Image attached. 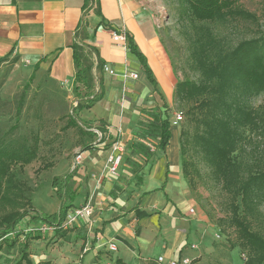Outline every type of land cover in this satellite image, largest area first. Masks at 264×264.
<instances>
[{
    "label": "rangeland",
    "instance_id": "obj_1",
    "mask_svg": "<svg viewBox=\"0 0 264 264\" xmlns=\"http://www.w3.org/2000/svg\"><path fill=\"white\" fill-rule=\"evenodd\" d=\"M147 5L159 27L175 88L179 82L206 88V92L189 100L177 99L174 91L173 104L166 111L170 124L177 113H182V121L173 126L179 138L181 134L184 153L180 158L185 166L182 170L177 162L171 167V176L162 192L165 210L158 212L159 236L166 244L178 248L177 261L187 258L190 264H246L249 253L239 246L231 222L232 204L240 205V215H244L254 232L264 236V185L253 182L243 203L241 196L232 199L222 177L209 162L207 143L216 140L209 134L210 130L220 123L228 126L230 123L236 133L232 158L239 169L240 183L264 171V94L247 91L229 74H223L227 77L225 80L213 78L215 66L225 62L240 42L264 35V0L240 2L241 8L256 16L255 23L228 19L199 22L190 15L186 0H149ZM90 54L87 51L84 58L92 64ZM12 64L0 69V139L35 145L36 158L30 164L11 167L28 187L24 195L33 211L20 221L7 240L0 241V264H14L21 259L24 236L29 264H80L83 260L80 258L83 255L81 229L89 226V219L80 221L79 228H74L76 225L56 228L63 232L61 236L56 230L41 234L37 229L45 222L38 216L58 214L71 201L69 195L74 197L69 211L88 202L94 207L97 187L102 184L117 183L118 193L139 195L142 178L148 174L142 173V166H151L161 152L156 149V141L147 139L145 144L152 158L147 162L140 160L138 167L134 166L130 163L127 145L137 140L134 132L140 113H129L126 131L119 125L112 130L113 134L108 132L107 140L97 143V137L88 135L87 129L91 126L82 117L86 102L80 101L77 107L76 101L82 98L83 91L67 92L62 85L47 88L43 86L44 80L36 86L31 83L26 90L23 79L5 84L13 70ZM244 113L252 116H249L251 121L246 120ZM119 117L125 116L120 113ZM72 119L75 125L71 124ZM132 131V140L128 141V133ZM114 138L123 145L122 166L117 176H107L105 167L100 172L91 171L88 165L93 155L100 152L105 160ZM86 149L90 160L85 158ZM78 154L82 155L81 162L73 168ZM68 175L71 176L68 192L59 199L51 187L52 180L59 178L58 187L63 191L62 184ZM189 209L195 214L190 215ZM140 230L133 223V237ZM36 235H40L38 240L34 239ZM152 249L154 255L160 251L158 247Z\"/></svg>",
    "mask_w": 264,
    "mask_h": 264
},
{
    "label": "crops",
    "instance_id": "obj_2",
    "mask_svg": "<svg viewBox=\"0 0 264 264\" xmlns=\"http://www.w3.org/2000/svg\"><path fill=\"white\" fill-rule=\"evenodd\" d=\"M148 1L0 0V69L13 63L5 84L23 79L25 86H36L44 80L47 88L62 85L67 92L76 91L72 50L76 44L92 55L94 84L88 91L79 87L83 93L76 103L86 102L82 117L91 126L87 131L97 137V143L107 140L108 132L113 134L119 125L126 131L130 115L140 113V119L151 111L166 115L173 104L175 79ZM114 34L124 35V41L114 39ZM129 43L142 59L130 51ZM104 67L114 74L105 72ZM131 74L137 78H131ZM88 101L93 102L89 105ZM120 113L125 117L120 118ZM173 122H169L170 139L165 151L151 166H142V173L148 174L142 178L139 195L118 193L117 183L98 185L89 226L81 229L80 264H116L117 260L122 264H159L160 257L176 260L178 248L165 243L158 225V212L165 204V189L160 188L164 183L166 187L171 167L177 162L181 167L179 133ZM133 132L128 133V141ZM110 153L111 149L105 160L100 152L91 159L86 149L85 158L91 159L88 168L100 172ZM136 206L152 216L136 220L132 212ZM133 223L141 228L136 237L131 231ZM110 244L115 245V251L109 250ZM156 247L160 251L154 255L152 248Z\"/></svg>",
    "mask_w": 264,
    "mask_h": 264
},
{
    "label": "trees",
    "instance_id": "obj_3",
    "mask_svg": "<svg viewBox=\"0 0 264 264\" xmlns=\"http://www.w3.org/2000/svg\"><path fill=\"white\" fill-rule=\"evenodd\" d=\"M186 1L189 6L190 15L199 22H214L220 19H228L234 22L241 20L253 23L257 22L255 15L240 7V2L242 0ZM129 49L139 57V59H142L136 50L131 47L130 43ZM72 50L73 60L77 68L75 77L77 87L75 90L78 91L81 86L88 91L92 89L94 84L92 74L93 65L89 62L87 63V60L84 58V53L87 52H84L83 47L75 44ZM1 62L2 61H0V63ZM213 74V78L219 80H225L227 77L223 76V74H229V77L236 79L237 83L241 84L247 91L264 94V35L260 38L240 42L229 52V56H227L225 62H219V64L215 66ZM149 79L152 80L151 75H149ZM28 87V84L24 86V90L28 89ZM204 92H206V88L188 82H179L175 88V95L179 100L194 99ZM93 101H88L87 103L90 105ZM237 113L241 114L240 111ZM163 115L164 114L160 111H151L144 115L146 117L143 116L138 121L136 126L137 129L134 132V137L137 140H132L127 145V150L129 151L128 157L131 159L130 163L134 166L138 167V162L140 160L147 162L152 158L149 148L145 144L147 139L156 141V149L160 152H164L168 146L170 139V124L168 117L164 115L165 117L163 118ZM249 116L251 115L244 113V117H247L246 120L251 121ZM71 124H76L74 119L71 120ZM262 129L264 131V121L262 122ZM209 134L216 139L214 142L207 143L209 162L215 168V172L222 177L224 187L229 191L232 199L236 200L238 196H241L240 201L243 203L253 182L264 185V171L240 183L239 169L232 158L234 152V137L236 134L232 126L230 123L229 126L226 123H220L217 125V128H214L212 131L210 130ZM88 135L94 136L90 132ZM180 139L181 134L179 138V149L180 156L182 157L184 150ZM35 158L36 150L34 144L29 146L26 142L21 143L16 140L5 142L3 139H0V241H4L5 238L13 234L20 221L25 218L30 211H33L29 208L30 202L24 195V191L29 189L17 178L11 167L16 164L21 166L28 165ZM181 165L182 170H184L185 162L183 160L181 161ZM167 175L168 169L166 171V180ZM70 177L71 176L68 175L64 178L62 184L63 191L60 188L61 186L58 187L60 185L59 178H53L51 187L55 190V195L59 199H62L68 192V178ZM165 184L166 183L161 186L160 191H164ZM69 199L71 200L70 202L74 201V197H71V195H69ZM70 202L66 205L64 204L58 214L38 216V218H40L42 222L48 224L56 223L55 225L60 226L72 206ZM232 210L231 222L235 227L239 239V246L249 253L246 264H264V236L254 232L244 215H240V205L232 204ZM132 212H134L136 220L150 218L152 216L149 213L143 212L138 206H136ZM117 218L118 217H115L114 219ZM56 232L64 236L62 231L56 230ZM16 236L19 235L16 234ZM39 238L40 235L34 236L36 240ZM23 240L21 259L14 264H22L23 262L26 264L30 263L26 254L27 240L25 236ZM116 264L122 263L117 260Z\"/></svg>",
    "mask_w": 264,
    "mask_h": 264
},
{
    "label": "built area",
    "instance_id": "obj_4",
    "mask_svg": "<svg viewBox=\"0 0 264 264\" xmlns=\"http://www.w3.org/2000/svg\"><path fill=\"white\" fill-rule=\"evenodd\" d=\"M114 39H121L124 41V35L117 36L113 35ZM103 70L105 72H108L110 75H113L114 73L110 71L108 68L104 67ZM133 79L137 78L136 74H131L130 76ZM182 113H177L176 118L173 122V125L178 124L180 121H182ZM122 153H123V145L121 142H114L112 148H111V153L107 156L106 159V166H105V171L107 176L109 177H115L117 176L119 172V168L122 163ZM81 162V155L78 154L77 157L73 161V168H76ZM93 213V207L90 202L86 203L85 205L77 208H73L71 211H68V213L65 216L64 221L60 224V226L53 225V224H48L45 223L43 224L40 228L37 230L41 233L44 234L47 231L50 230H56V228H61V227H68L70 225H77L80 221L89 219ZM189 214L194 215L195 212L193 209H189ZM24 238V237H23ZM109 250L110 251H115V245L110 244L109 245ZM157 262L159 264H190V261L187 258L180 259L179 261L177 260H167L165 261L162 257L158 258Z\"/></svg>",
    "mask_w": 264,
    "mask_h": 264
}]
</instances>
